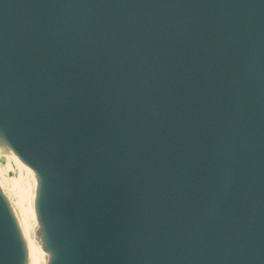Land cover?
<instances>
[{"label":"water","instance_id":"obj_1","mask_svg":"<svg viewBox=\"0 0 264 264\" xmlns=\"http://www.w3.org/2000/svg\"><path fill=\"white\" fill-rule=\"evenodd\" d=\"M0 141L48 264H264V0H0Z\"/></svg>","mask_w":264,"mask_h":264},{"label":"bare ground","instance_id":"obj_2","mask_svg":"<svg viewBox=\"0 0 264 264\" xmlns=\"http://www.w3.org/2000/svg\"><path fill=\"white\" fill-rule=\"evenodd\" d=\"M0 151L11 153L2 141H0ZM5 158L6 161L3 163L0 157V190L9 198V209L25 249V264H48L50 253L45 248L43 232L35 209L36 175L14 153ZM10 160L20 167L17 177L12 180L6 178L8 171L6 166L9 164L11 167Z\"/></svg>","mask_w":264,"mask_h":264},{"label":"rangeland","instance_id":"obj_3","mask_svg":"<svg viewBox=\"0 0 264 264\" xmlns=\"http://www.w3.org/2000/svg\"><path fill=\"white\" fill-rule=\"evenodd\" d=\"M12 154L13 153L12 152L9 153V151L8 152L7 151H3V152L0 151L1 162L3 161V163H4L6 161L5 156H12ZM9 163L11 164V167L9 166V164H7L6 167H7L8 171L6 173V178L8 180H12L13 178L17 177V174L20 171V167H18L17 164H15L14 161H12V160H10ZM4 195H5L6 199H7V201H9V198L6 196V194H4Z\"/></svg>","mask_w":264,"mask_h":264}]
</instances>
